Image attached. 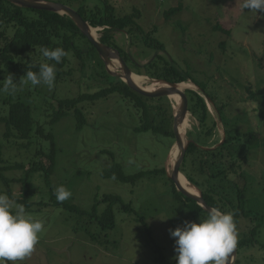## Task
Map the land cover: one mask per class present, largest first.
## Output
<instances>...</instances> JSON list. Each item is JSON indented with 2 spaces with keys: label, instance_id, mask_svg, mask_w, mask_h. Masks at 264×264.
Returning <instances> with one entry per match:
<instances>
[{
  "label": "rangeland",
  "instance_id": "rangeland-1",
  "mask_svg": "<svg viewBox=\"0 0 264 264\" xmlns=\"http://www.w3.org/2000/svg\"><path fill=\"white\" fill-rule=\"evenodd\" d=\"M52 1L76 9L80 4L92 9L103 3L102 0ZM109 2L117 16L131 13L139 15L136 21L145 31L150 32L156 26L150 37L164 46L163 51H153L139 39L140 44H133L129 34L115 30L111 33L117 42L114 50L126 52L142 66L148 64L155 55L161 54L182 74L204 86L209 95H215L217 105H224L221 121L218 110L207 100L217 127L215 134L199 145L215 148L225 138L226 128L233 136L240 138L233 143L236 147L241 146L236 157L246 154L240 169L244 176L236 179L235 184L240 189L244 183L247 185L242 193L243 203L240 204L234 186L227 184V193L230 190L235 206L242 205L252 219L240 218L239 230L243 234L250 237L253 227H257L258 223L262 225L257 227L254 235L257 244L243 246L238 264H264V12L256 15L248 9L243 10L242 0ZM179 2L183 5L182 10L166 19L164 12ZM217 25L229 29V35L222 29H216ZM96 29L102 33L109 28ZM93 57L96 61L94 54ZM116 62L120 68L119 62ZM68 68L75 71L70 72L68 77L64 75V79L59 82L55 80L52 89L46 85H27L15 93L0 92V115L6 112L7 107L3 105L6 98L24 95L33 106L32 115L37 123L41 115L39 110L43 111L46 103L51 113L56 108L52 98L77 96L81 91L91 92L107 83L95 74L99 68L95 62L93 79L89 77L87 69L80 70V64L74 58H71ZM0 70L2 88L3 79L9 73L4 71L2 65ZM139 78L135 81L141 82L145 78L144 74L139 75ZM185 82L192 83L190 80ZM190 87H186L184 93L187 90L199 91L197 87ZM120 104L122 102L117 95H110L96 104L82 103L88 124L80 130L76 128L73 115L64 116L53 126L45 125L48 131L54 133L57 147L50 187L46 185L41 171L29 173L27 180H23L25 170L34 161L41 159L44 165L49 164L42 154H35L39 147L46 152L49 143L37 144V140L32 137L34 144L26 147L17 138L8 140L4 138L6 126L0 122V169L6 178H0V192L8 194L11 191L20 196L27 190L31 206L25 208L26 214L44 222V230L35 251L15 264H165L164 260L173 261L176 257L175 238L170 235V229L183 226L185 221L198 222L201 216L206 215V212L193 210L177 198L171 185L160 174H145L135 183L101 175L102 169L112 162L110 156L102 153L104 148L114 151V158L122 164L123 171L132 175L147 169L165 168L174 145L173 139L161 134L150 131L134 133V126L138 125L139 120L128 115L125 106ZM189 105L191 110V102ZM150 109L154 110L153 107ZM159 113L160 117L154 115L156 122L167 117L161 111ZM42 115L43 122L48 120L44 111ZM188 122V139L199 143L198 121L190 116ZM198 179L202 180L201 177ZM215 184L224 186L226 182L218 179ZM215 184L212 180L211 185L219 190ZM61 185L70 190L72 195L60 203L75 204L89 211L96 198L109 193L118 195L135 213L130 214L122 211L121 206H113L115 225L105 232L95 222H90L88 215L80 217L55 203V190ZM103 206L100 205L101 208ZM136 213L143 217L148 231L136 220Z\"/></svg>",
  "mask_w": 264,
  "mask_h": 264
},
{
  "label": "trees",
  "instance_id": "trees-1",
  "mask_svg": "<svg viewBox=\"0 0 264 264\" xmlns=\"http://www.w3.org/2000/svg\"><path fill=\"white\" fill-rule=\"evenodd\" d=\"M102 6L97 5L95 8H88L84 4L77 6V9L91 22L93 26H105L108 30L101 33L100 41L109 47H117V43L111 33L115 30L122 31L130 35L131 42L133 44L144 43L145 46L153 51H163L164 46L159 41L152 39L150 35L155 32L156 26L150 32L145 31L139 23L136 21V14H125L117 16L115 9L110 4L109 0H102ZM183 8L181 2L175 7H171L164 12L166 19L173 14L180 12ZM216 29H222L225 34L230 33L229 29L221 28L219 25ZM139 39V40H138ZM48 47L50 49L55 47H62L68 54L62 58L61 63L56 65V81L59 82L64 75L74 72L72 68H68L71 64V58H74L80 64V70L89 72V77L94 78V62L95 66L99 67L95 74H97L105 84L99 86L94 91H81L77 96L58 98L55 100L54 111L51 113V108L48 103L45 104L44 112L47 115L48 120L43 122V111L39 110L41 115L38 117V122L32 115L33 106L27 100L24 95H19L17 98H6L3 101V105L7 107L6 112L0 115V122L4 123L6 130L4 132V138L10 140L12 137L22 140V144L26 147L34 144L31 141L32 137L37 140L38 143L48 142L49 149L44 152L41 147L36 149L35 154H42L49 161L48 165H44L39 159L34 161L32 166L25 170L24 181L27 180L29 173H36L41 171L44 181L47 186H51L50 176L55 171V159L57 156V147L55 135L53 132L48 131L49 126H53L61 118L67 115H73L76 119V128L78 130L83 129L84 125L88 124L86 113L84 112L82 103L96 104L101 100L108 98L110 95H117L119 101L125 106L128 111V115H133L139 120L138 125L134 126V133L150 131L154 134H161L165 138H171L174 140V135L171 129L172 113L170 110L162 106H154L152 102L146 100L141 95L130 89L121 80L109 75L104 67V63L96 55L89 40L81 33L79 26L67 15L59 14L56 12L46 10L28 9L20 6H16L8 0H0V65H2L4 71L12 74L18 81L28 68V65H39L41 62L54 63L53 61H45V58L41 54V49ZM121 50V49H120ZM94 56L97 58L95 61ZM120 54L132 65L133 69L139 75L148 74L151 78L162 79L170 83H181L190 80L201 87L203 92L195 90H187L186 93L191 102V112L196 118L200 127L199 143L192 141L189 143L184 160L182 163L181 171L183 175L193 183L201 192L204 200L213 207H218L221 211H231L234 213V219L237 225V230L241 237L242 246H250L257 244L255 242L254 235L259 227H253L250 231V237L246 236L239 230V222L241 217H248L251 219L245 208L241 206H235L232 194L230 190L227 193V186L232 185L236 188V194L240 204L243 203L244 197L242 193L246 190V183L243 188H237L235 186L236 179L243 178V172L240 171L244 157H236V152L241 148L237 147L233 143L240 140L236 135L233 136L229 129H225L224 142L217 145L215 148H204L199 144H203L204 141L209 140L216 131L217 121L212 116L208 103L205 97H209L210 101L214 104L218 113L221 114L224 105H217V98L215 95H209L204 86L199 85L189 76L182 74V72L176 68L165 56L157 54L151 58L148 64L142 66L141 63L133 60L128 56L126 52L120 51ZM68 68V69H67ZM31 70L37 71L38 67H34ZM1 71V70H0ZM185 95V93H184ZM162 100L171 103L168 96L157 95ZM186 98L187 110L190 112L189 101ZM150 107H153L152 111ZM38 111V110H36ZM166 114L167 117L158 122L155 121L154 115L161 116L159 112ZM139 116V117H138ZM222 121V119H221ZM210 147V146H209ZM104 155L110 156L112 162L110 166L102 169V176L106 178H113L121 182L135 183L137 179L143 177L145 174L154 175L160 174L164 181H167L173 190L174 195L179 198L173 182L167 176L164 167L160 169L144 170L135 174L129 175L123 171L122 164L117 162L114 158L116 154L109 149L101 150ZM243 158V159H242ZM242 159V162L240 161ZM22 164H18L21 166ZM0 169V178L6 180L2 175ZM198 174H196V172ZM201 177L202 180H199ZM234 177V178H232ZM221 179L226 182L223 186L221 184H215L216 180ZM214 180V184L219 190L214 188L211 183ZM228 184V185H227ZM227 185V186H226ZM28 187V185H27ZM184 193V192H183ZM185 194V193H184ZM10 197L15 196L17 203L23 204L25 208H30L31 202L28 199L27 190L20 196H16L11 191H8ZM189 199H193L190 195L185 194ZM194 200V199H193ZM59 205H63L65 209L75 212L80 217H89L90 222H95L96 225L103 231L107 232V229H111L115 225V206H121L122 211L130 214L135 213L134 209L127 203H125L118 195L104 193L96 198L91 209L89 211L84 210L76 206L75 204L60 203L55 201ZM185 203V202H183ZM104 204L101 208L100 205ZM186 204V203H185ZM189 208L197 211H204L199 208H195L186 204ZM114 206V208H113ZM205 212V211H204ZM136 220L141 222L143 228L148 231V227L144 222L141 215L136 213ZM252 220V219H251ZM252 224V223H251ZM250 224V225H251ZM165 264H176V260L166 261Z\"/></svg>",
  "mask_w": 264,
  "mask_h": 264
},
{
  "label": "clouds",
  "instance_id": "clouds-1",
  "mask_svg": "<svg viewBox=\"0 0 264 264\" xmlns=\"http://www.w3.org/2000/svg\"><path fill=\"white\" fill-rule=\"evenodd\" d=\"M241 7L257 15L258 12H264V0H242ZM41 54L45 61L54 63L28 65L18 81L12 74L6 75L0 92L15 93L27 85H46L52 89L56 79V65L68 53L62 47H44ZM34 67H38V70H31ZM71 195V191L63 185L55 190L59 202H64ZM204 211L206 215L201 216L198 222L185 221L183 226L170 229V235L175 238L176 264H228L230 255L237 247L238 232L234 213L221 211L218 207L204 208ZM43 230V220L26 214L24 205L17 203L15 196L0 192V264H15L30 257Z\"/></svg>",
  "mask_w": 264,
  "mask_h": 264
},
{
  "label": "water",
  "instance_id": "water-1",
  "mask_svg": "<svg viewBox=\"0 0 264 264\" xmlns=\"http://www.w3.org/2000/svg\"><path fill=\"white\" fill-rule=\"evenodd\" d=\"M12 4L16 6H20L23 8H28V9H36V10H46V11H51V12H56L59 14H65L69 16L78 26L81 31V33L89 40L91 46L93 47L95 53L97 56L101 59V61L104 63V67L106 72L121 80L124 82L130 89H132L134 92L137 94L141 95L144 97L146 100L152 102L153 104L157 106H162L172 113V122H171V129L174 135V145L177 146L178 148V156L174 165V169L172 170L171 173L167 171L166 168V173L167 176L170 178V180L173 182L175 189L178 193V195L181 197L183 202L188 204L189 206L199 208L204 210V208L208 209L210 207H213L209 205L203 198L202 192L200 191L201 194V201H196V200H191L189 199L184 193L181 188L180 184V176L183 175L181 168H182V163L184 160V156L187 150V147L190 142L193 140L191 138L188 139L187 132L184 135L180 134V112H178V108L173 103H170L168 101L162 100L161 98L153 95L152 93H149L148 91L144 90L141 88L139 85H137L134 80H133V75H137L135 70L133 69L132 65L130 62H128L121 54L119 51L114 50L112 47H109L110 49L114 50L116 53L115 54H109L106 52L103 48L100 47L98 44L95 35L92 33L91 29H96L99 26H93L91 22L76 8L73 6H70L68 4H64L61 2H56L52 0H8ZM106 45V44H105ZM107 46V45H106ZM114 59H118L121 64L123 65L127 76L124 77L121 73V71L115 66L114 64ZM150 80H154L155 78H151L148 74H145ZM171 85H176L177 83H170L167 82ZM199 90L201 92L203 91L200 87ZM185 96L189 100L188 95L185 93ZM206 100L210 101L209 97H206ZM190 103V100H189ZM189 115L193 118L196 119L190 110ZM224 139L219 143H223ZM211 149V148H209ZM238 232V230H237ZM236 249V255L233 260H231V264H238L240 257H241V250L243 249V246L241 244V237L238 232V244ZM241 252V253H240ZM240 254V255H239Z\"/></svg>",
  "mask_w": 264,
  "mask_h": 264
},
{
  "label": "bare ground",
  "instance_id": "bare-ground-1",
  "mask_svg": "<svg viewBox=\"0 0 264 264\" xmlns=\"http://www.w3.org/2000/svg\"><path fill=\"white\" fill-rule=\"evenodd\" d=\"M99 27L103 29L105 28V26H99ZM97 30L99 29H91L100 47L103 48L109 54H115L116 52L114 50L110 49L108 46H106L104 43L100 41V39L98 38L99 32ZM113 61H114L115 66H117L116 61L119 62L120 68L118 67L117 68L120 69L122 75L126 77L127 73L123 65L121 64V62L118 59H114ZM132 78L137 85H139L141 88L148 91L149 93H152L155 96L165 95V96H168L172 100V103L176 106V108H178V112H180V129H179L180 134L181 135H184V133L186 134V130L190 127V123L188 122V117L190 118V116L187 110V103H186V98L184 95V90L186 89V87L188 88L192 86L193 88H195L196 86L190 82H181L173 86L161 79L150 80L147 76H145V78L141 81L142 83L140 81H135V80H140L139 75H133ZM147 84H151V85H147ZM177 156H178V148L176 145H173L172 149L169 152L167 163H166L167 171L169 173H171L172 170L174 169ZM180 184L185 194L190 195L196 201H201L200 190L193 183H191L185 177V175L180 176ZM235 255H236V249L230 255L228 259V264H231V260L235 258Z\"/></svg>",
  "mask_w": 264,
  "mask_h": 264
}]
</instances>
